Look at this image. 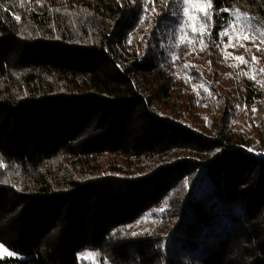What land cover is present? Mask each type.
<instances>
[{"label":"trees","instance_id":"trees-1","mask_svg":"<svg viewBox=\"0 0 264 264\" xmlns=\"http://www.w3.org/2000/svg\"><path fill=\"white\" fill-rule=\"evenodd\" d=\"M200 1L203 55L230 14L264 30V0ZM181 4L0 0V264H264V86L247 137L194 128Z\"/></svg>","mask_w":264,"mask_h":264},{"label":"rangeland","instance_id":"rangeland-1","mask_svg":"<svg viewBox=\"0 0 264 264\" xmlns=\"http://www.w3.org/2000/svg\"><path fill=\"white\" fill-rule=\"evenodd\" d=\"M200 4H208L200 0H189V16L185 17L183 14V8L185 7L183 0L180 8L181 18L179 19L176 15L174 19L177 21L176 27H172L176 31L177 38L176 41L180 45H184L185 48H189L187 54L189 62V68L186 71L185 81L189 86L183 88V84L177 89L186 95H191L193 101L191 105L198 107L195 110L196 117L191 120L190 123L203 132H208L215 126L216 130L220 124L228 125L232 132L238 133L239 135L247 137L248 134L256 128L259 129L261 124L258 126L257 122V110L253 111V108L248 109L241 104L240 93L246 84V79L249 78L252 84L256 87L264 86V42L261 40V36L257 29L261 28L253 25L250 19H243L237 15L238 12L230 14L228 19V28L226 29L228 34L222 35L220 38L219 50L220 57H211L203 55L205 52L207 44L195 45L194 41L205 40L206 35L211 33L208 28L209 23L206 26H200L194 28L193 25H199V20L195 19L196 12L192 9ZM206 12L210 17L212 13V6L206 8ZM244 17H248L244 14ZM249 18V17H248ZM191 20V23L187 24L183 34L181 33L182 21ZM233 22H235V27H233ZM251 25V27H249ZM247 28V31H243ZM200 33L204 35L201 36ZM240 34L249 36V39L237 38ZM231 38V39H230ZM234 45V46H232ZM242 45V46H241ZM235 57H243L247 63H242ZM253 57L256 61H253ZM190 59V60H189ZM182 88L184 90H182ZM196 94V95H194ZM191 99V98H190ZM209 99L212 103L219 104L215 107L214 112H212L209 106ZM224 100L225 104H220L218 101ZM179 111L183 118L190 117L194 114V111H190L192 106L188 97L177 101ZM208 112L212 114H208ZM225 119V123L222 121ZM258 128V129H257ZM225 131V128L218 131ZM252 139L254 137H250ZM248 139V138H246ZM249 140V139H248ZM256 140V139H255ZM188 180V178L186 179ZM177 200L175 205L178 204ZM3 249H6L8 253L12 255H7L3 251H0V259L13 258L17 260H24L23 257L17 255L11 251L8 246L0 243ZM95 254L89 256L88 254ZM80 259L90 261H95V264H100L98 256L95 252H88L83 254Z\"/></svg>","mask_w":264,"mask_h":264},{"label":"snow or ice","instance_id":"snow-or-ice-1","mask_svg":"<svg viewBox=\"0 0 264 264\" xmlns=\"http://www.w3.org/2000/svg\"><path fill=\"white\" fill-rule=\"evenodd\" d=\"M183 3L185 5V7L183 8V14H184L185 17H188L189 16V11H190V8L188 6L189 0H183ZM208 7H211V5L210 4H200V5H197L195 8L192 9L193 11L196 12L195 19H198L199 20V25H193L194 28L200 27V26H206L210 22V17L208 16V14L206 12V8H208ZM237 15L240 16L243 19H250L248 17H244V14H242V13H237ZM16 19L19 20L20 18L19 17H16ZM189 23H191V20L182 21V28H181V33L182 34L185 31V27ZM233 27H235V22H233ZM249 27H251V25H249ZM247 30H248L247 28H244L243 29V31H247ZM257 31L259 32V34L261 36L262 42H264V30L257 29ZM227 34H228L227 30H225L223 33H220L219 35H227ZM200 35L203 36L204 34L203 33H200ZM237 38H240V39H249L250 37L249 36H246V35L240 34ZM232 46H234V45H232ZM235 59L239 60L242 63H247V61H245L243 59V57H235ZM253 61L254 62L256 61V58L255 57H253ZM253 111H255V109H253ZM249 151H251V149H249ZM160 211L163 212V211H165V209L162 208V209H160ZM0 251H3L7 255H12V253H8L6 249H3V246L2 245H0ZM88 255L89 256H93L95 254L89 253ZM92 264H95V261L94 260L92 261Z\"/></svg>","mask_w":264,"mask_h":264}]
</instances>
